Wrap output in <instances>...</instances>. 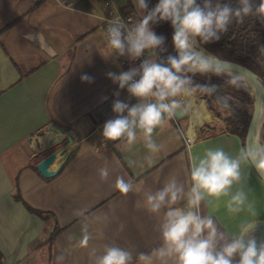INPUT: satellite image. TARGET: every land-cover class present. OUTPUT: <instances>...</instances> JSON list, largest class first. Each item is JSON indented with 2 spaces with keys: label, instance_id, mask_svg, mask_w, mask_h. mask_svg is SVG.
<instances>
[{
  "label": "crops",
  "instance_id": "obj_1",
  "mask_svg": "<svg viewBox=\"0 0 264 264\" xmlns=\"http://www.w3.org/2000/svg\"><path fill=\"white\" fill-rule=\"evenodd\" d=\"M102 13L98 0H77L70 6L58 0H0L2 264H94L92 253L102 254L107 245L123 247L136 256L161 240L159 218L146 211L145 194L172 177L187 186L192 158L209 147H222L232 155L244 147L235 134L197 137L194 128L187 146L191 108L154 131V140L162 145L158 152L151 153L139 133L131 146L104 141L103 124L115 118L112 103L117 98L113 95L117 85L106 74L122 68L115 57L109 58L99 28ZM78 36L82 37L76 40ZM84 74L93 78L91 83L81 81ZM198 96L191 107L199 103L205 107ZM118 99L130 106L137 102L126 90H120ZM208 114L203 120L213 121ZM52 125L70 126L77 138L48 131ZM65 139L72 143L62 144ZM62 148L64 156L58 153L48 167L52 170L61 163L55 175L44 177L33 168ZM103 167L109 170L106 180L99 176ZM243 170L249 175L245 190L255 215L247 210L230 214L226 198L201 205V213L212 216L229 237L253 221H264V182L253 168ZM117 177L138 190L122 196L115 188ZM15 180L24 202L53 216H39L16 200ZM56 223L62 230L47 246ZM85 224L92 236L87 247L80 244ZM58 256L63 260L58 261Z\"/></svg>",
  "mask_w": 264,
  "mask_h": 264
},
{
  "label": "clouds",
  "instance_id": "obj_2",
  "mask_svg": "<svg viewBox=\"0 0 264 264\" xmlns=\"http://www.w3.org/2000/svg\"><path fill=\"white\" fill-rule=\"evenodd\" d=\"M132 2L138 16L134 25L129 26L118 14L107 21L109 58L143 59L127 71L106 74L117 85L113 94L117 98L112 103L115 118L103 124L101 135L104 141H125L131 146L139 133L144 146L155 153L162 145L154 140V131L186 115L197 93L215 96L222 107L231 109L230 96L216 95L218 86L196 83L193 77L227 76L228 87L247 90L239 75L219 71L215 65L218 58L206 54L202 46L219 41L234 22L243 24L246 18L255 17L264 23V0L258 5L254 0H236L235 6L221 0H158L151 8L147 0ZM160 22H168L173 30L175 55H160L166 51L165 37L152 27ZM258 51L264 53V46ZM80 79L88 83L93 80L87 74ZM120 90H126L137 102L130 106L118 99ZM253 144L255 147L245 145L236 155L222 147H209L192 158L187 186L172 177L160 189L145 194L146 211L159 218L161 245L151 252H139L136 264H264V239L257 238L251 225L229 237L212 216L201 213L205 201L226 198L230 214L247 210L255 215L245 190L249 175L243 169L254 168L264 181V144L255 138ZM99 176L106 180L109 170L99 169ZM115 188L122 196L138 190L123 177H117ZM91 238L85 224L81 246L87 247ZM92 255L94 264H133L132 252L116 245H107L102 254ZM57 260L62 261L63 256Z\"/></svg>",
  "mask_w": 264,
  "mask_h": 264
},
{
  "label": "trees",
  "instance_id": "obj_3",
  "mask_svg": "<svg viewBox=\"0 0 264 264\" xmlns=\"http://www.w3.org/2000/svg\"><path fill=\"white\" fill-rule=\"evenodd\" d=\"M147 2L149 4V7L151 8L158 2V0H147ZM197 2L201 3L202 0H197ZM221 2L231 3L233 6L236 5V0H221ZM254 3L258 5L260 3V0H254ZM152 27L156 34L165 37L164 47L166 51L160 54L161 57H166L169 54L175 55L176 53L172 45V28L170 27L169 23L160 22L153 25ZM2 30H0V32ZM82 36L76 37V40L80 39ZM260 46H264V23H262L258 18L249 17L245 19L243 24H237L235 22L231 24L229 26L228 32L223 34L219 41L205 44L202 47L215 56L227 58L245 65L246 67L253 70L264 83V53L258 51V48ZM40 64H42V62H40ZM226 78L227 76L215 75H212L210 78L201 75H196L195 77H193L196 83H207L218 86V93L216 95L230 96L232 98L229 101L231 109H226L222 107L220 103H218L215 96H204L207 109L213 114L214 117L222 119L224 121L223 127L219 129V133L228 132L231 134H235L240 137L243 144L246 127L251 115L250 105L252 104L253 100L251 99L247 90H235L231 87H228L225 83ZM222 112L226 113L225 117L222 116ZM60 127H62L63 129H70V126ZM198 129L200 133L203 132L205 134L204 137L218 134L214 133L215 126L212 123H204ZM197 137L200 136L198 135ZM32 166L37 171L36 165ZM14 187V198L23 202L27 210L43 217L53 216V214L48 211L34 209L26 202H24L19 194L18 184L16 180L14 183ZM61 230L62 227H59L56 223L48 239L46 240L47 246L52 245L53 241ZM160 245L161 240L147 247L141 252H151L154 248H157ZM136 256H133V262H136ZM0 264H2L1 252Z\"/></svg>",
  "mask_w": 264,
  "mask_h": 264
},
{
  "label": "water",
  "instance_id": "obj_4",
  "mask_svg": "<svg viewBox=\"0 0 264 264\" xmlns=\"http://www.w3.org/2000/svg\"><path fill=\"white\" fill-rule=\"evenodd\" d=\"M172 32H173V30H172ZM34 36H36V35H34ZM38 37H39V40H38L39 43L45 48L47 46L46 42L40 36L37 35L36 38H38ZM205 52H206V54H210L211 56L218 58V60L215 61V65L219 71L226 73V74H230L227 72H234L237 75H240V76L248 79L252 83V85L254 87V94L252 96V100H253L252 109H251V115H250V118H249V121H248V124L246 127L243 145L244 146L247 145L249 148L255 147V145L253 144L254 138L256 140H258L259 143H261L260 140L256 137V133H257V124H258L259 115H260L261 111H264V108H263L264 83H263V81L253 70L246 67L245 65L238 63L236 61L227 59V58L215 56L206 50H205ZM205 59H207L206 56H205ZM48 131L58 132L60 134L66 133L67 135H70V136L74 137L75 139L77 138L76 133L73 130H71V129L65 130L62 127L56 126V125H52L51 127H49ZM64 142L67 144L72 143V141H68V139H65ZM58 153H61L62 154L61 156H64V148H62L59 152L54 151V152L50 153L49 155L44 157L41 161H39L36 164V169L38 170V172L42 176L51 177V176L55 175L60 170L61 163H59L55 167V169L48 170V167H50L51 164H53L54 161L57 159ZM254 171H255V169H254ZM250 225L255 229V234L257 235V238L258 239H264V221H253V222L247 224L244 228H246Z\"/></svg>",
  "mask_w": 264,
  "mask_h": 264
},
{
  "label": "built area",
  "instance_id": "obj_5",
  "mask_svg": "<svg viewBox=\"0 0 264 264\" xmlns=\"http://www.w3.org/2000/svg\"><path fill=\"white\" fill-rule=\"evenodd\" d=\"M60 3L70 6L77 0H59ZM100 6L103 9V13L99 16V28L104 34L105 41L106 39V29L108 27V19L116 16L117 14L125 20V22H129V26L134 25L137 22V17L133 15L132 10L129 8V4L127 0H98ZM118 65L122 68V71H127L132 67H136L139 65L143 57L136 61H130L127 57H115ZM187 146L192 142V138L186 136ZM125 142V141H122Z\"/></svg>",
  "mask_w": 264,
  "mask_h": 264
},
{
  "label": "bare ground",
  "instance_id": "obj_6",
  "mask_svg": "<svg viewBox=\"0 0 264 264\" xmlns=\"http://www.w3.org/2000/svg\"><path fill=\"white\" fill-rule=\"evenodd\" d=\"M204 52H205V50H204ZM227 73L236 74L234 72H227ZM240 77L243 79V81L245 82V84L249 88V93L253 96V94H254V87H253L252 83L248 79H246V78H244L242 76H240ZM263 93H264V88H263ZM263 108H264V102H263ZM208 115H209L208 114V111L205 109V107H204V105L202 103L194 104L193 107H191L190 115H189L190 116V122H191V124L188 127V129H187V134H188L189 137L193 138V124L196 123V122H199V121L203 120ZM263 122H264V111H261V113L259 115V118H258L257 133H256V137L258 139H259L258 135L260 133L261 127L263 125Z\"/></svg>",
  "mask_w": 264,
  "mask_h": 264
},
{
  "label": "rangeland",
  "instance_id": "obj_7",
  "mask_svg": "<svg viewBox=\"0 0 264 264\" xmlns=\"http://www.w3.org/2000/svg\"><path fill=\"white\" fill-rule=\"evenodd\" d=\"M127 2L129 3L130 2V4H129V8H130V10H132V12H133V15L134 16H136V17H138L137 16V13L135 12V6H134V4H133V2H132V0H127ZM210 53V52H209ZM245 83V82H244ZM246 85V84H245ZM246 88H247V91L249 92V88L247 87V85H246ZM198 95H200L199 93H197V96ZM249 95H250V97H251V99H252V95L249 93ZM198 98H203V100H204V104H205V98H204V96H198ZM250 107H251V109H252V104L250 105ZM205 108L207 109V107H206V104H205ZM208 110V109H207ZM209 111V110H208ZM210 112V111H209ZM211 113V112H210ZM212 114V113H211ZM212 116H213V114H212ZM222 116L223 117H225L226 116V113L225 112H222ZM213 121H211V122H205L204 120H201V121H199V122H196V123H194L193 124V128H194V134L196 133V135L198 136H205V134L202 132V133H200L199 132V127H201L204 123H212L214 126H215V131H214V133H219L220 132V128L221 127H223V123H224V121L222 120V119H219V118H216V117H214L213 116ZM189 123V122H188ZM188 123H187V125H186V128H187V126H188ZM200 125V126H199ZM258 137H259V139H260V142L262 143V144H264V124L262 125V127H261V130H260V133H259V135H258ZM62 144H65L64 143V141H62ZM66 145V144H65Z\"/></svg>",
  "mask_w": 264,
  "mask_h": 264
}]
</instances>
